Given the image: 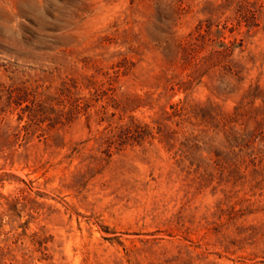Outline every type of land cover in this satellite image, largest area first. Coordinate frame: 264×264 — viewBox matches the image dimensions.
I'll list each match as a JSON object with an SVG mask.
<instances>
[{"label":"rangeland","instance_id":"rangeland-1","mask_svg":"<svg viewBox=\"0 0 264 264\" xmlns=\"http://www.w3.org/2000/svg\"><path fill=\"white\" fill-rule=\"evenodd\" d=\"M0 264H264V0H0Z\"/></svg>","mask_w":264,"mask_h":264}]
</instances>
